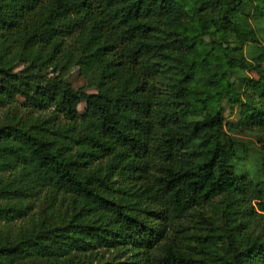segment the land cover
Masks as SVG:
<instances>
[{"label":"trees","instance_id":"16d2710c","mask_svg":"<svg viewBox=\"0 0 264 264\" xmlns=\"http://www.w3.org/2000/svg\"><path fill=\"white\" fill-rule=\"evenodd\" d=\"M193 3L0 0V264H264V0Z\"/></svg>","mask_w":264,"mask_h":264},{"label":"rangeland","instance_id":"374dc122","mask_svg":"<svg viewBox=\"0 0 264 264\" xmlns=\"http://www.w3.org/2000/svg\"><path fill=\"white\" fill-rule=\"evenodd\" d=\"M180 4L183 5L184 9L188 12V13H193L195 11V5L193 3V0H179ZM259 35V39H260V43L264 42V33L263 32H257ZM245 54L246 55H250L251 52L254 51L253 49V45H246L244 48ZM202 55V51H198L195 54V57H200ZM211 58L214 62V70L212 72L217 73L218 76V82L222 83V82H232L234 83V87L235 90H244V87L242 85H240L239 82V76L241 77H248L250 78L253 82H255L256 84H261L264 83V76H261L255 69L251 68V69H246L244 70V72L242 74H239L236 71H230L229 69L226 68V66L224 65L223 62V58L222 55L220 54L219 51H215L213 53H211ZM263 67H264V62L262 63ZM20 69V66L17 67V70ZM243 75V76H242ZM68 81L69 83L74 87V88H79L82 87L85 84V80L82 76L79 75L78 73V69L76 67H74L69 76H68ZM91 90H88V92H90ZM247 91V92H246ZM245 94H249L250 91L249 90H244L243 91ZM19 102H22V99L20 97L17 98ZM223 103V113H222V117H221V122H222V126L223 128L225 127V124L227 122H234L236 120L239 119L240 113H250L251 110L250 108H248V106H246L244 103H234L232 104L230 102V100L224 99L222 101ZM86 105L84 102H81L78 105V111L80 114H82L85 111ZM1 115V112H0ZM231 136H234L237 139V142H239L238 147H240L241 149V144H240V140H242L245 145L249 148V151L247 152V156L246 158H244L243 160H241V169L243 170H247L250 171L251 170V164L254 163V161H256V154L259 150L264 149V143H259L256 139V137H254V133L253 132H248V133H243V134H235L233 132H230ZM245 148V147H244ZM252 157V158H251Z\"/></svg>","mask_w":264,"mask_h":264}]
</instances>
